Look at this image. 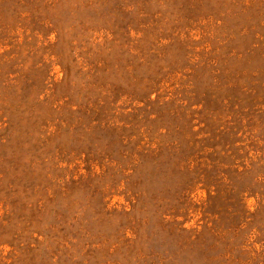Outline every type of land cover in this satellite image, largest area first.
Segmentation results:
<instances>
[{"label":"rangeland","instance_id":"obj_1","mask_svg":"<svg viewBox=\"0 0 264 264\" xmlns=\"http://www.w3.org/2000/svg\"><path fill=\"white\" fill-rule=\"evenodd\" d=\"M0 264H264V0H0Z\"/></svg>","mask_w":264,"mask_h":264}]
</instances>
